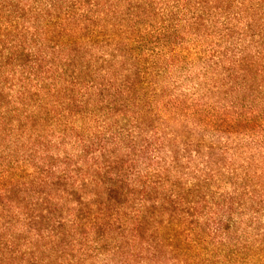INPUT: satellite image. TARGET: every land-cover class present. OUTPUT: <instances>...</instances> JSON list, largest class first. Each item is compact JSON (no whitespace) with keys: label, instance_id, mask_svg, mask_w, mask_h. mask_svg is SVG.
<instances>
[{"label":"trees","instance_id":"1","mask_svg":"<svg viewBox=\"0 0 264 264\" xmlns=\"http://www.w3.org/2000/svg\"><path fill=\"white\" fill-rule=\"evenodd\" d=\"M0 264H264V0H0Z\"/></svg>","mask_w":264,"mask_h":264}]
</instances>
